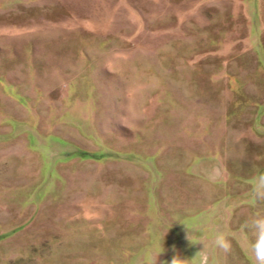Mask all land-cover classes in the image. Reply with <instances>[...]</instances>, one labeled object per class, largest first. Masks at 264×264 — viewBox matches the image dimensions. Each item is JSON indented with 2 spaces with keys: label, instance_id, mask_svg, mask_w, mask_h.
Returning <instances> with one entry per match:
<instances>
[{
  "label": "rangeland",
  "instance_id": "rangeland-1",
  "mask_svg": "<svg viewBox=\"0 0 264 264\" xmlns=\"http://www.w3.org/2000/svg\"><path fill=\"white\" fill-rule=\"evenodd\" d=\"M261 175L264 0H0V264H254Z\"/></svg>",
  "mask_w": 264,
  "mask_h": 264
},
{
  "label": "clouds",
  "instance_id": "clouds-1",
  "mask_svg": "<svg viewBox=\"0 0 264 264\" xmlns=\"http://www.w3.org/2000/svg\"><path fill=\"white\" fill-rule=\"evenodd\" d=\"M251 183L253 194L248 204L250 207H255L257 204L264 202V175L255 177ZM242 233L252 253L254 264H264V214L256 213L250 217L243 224ZM189 240L196 242L195 240ZM213 244L225 257L232 252V243L228 233L217 231ZM154 264H156V261ZM171 264H182V259L173 257ZM203 264H207V257H204Z\"/></svg>",
  "mask_w": 264,
  "mask_h": 264
}]
</instances>
